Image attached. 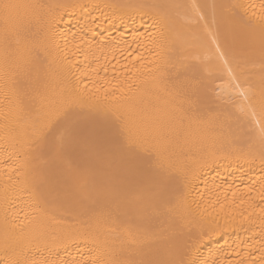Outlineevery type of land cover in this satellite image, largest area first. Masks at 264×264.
<instances>
[{
	"label": "bare ground",
	"instance_id": "6f19581e",
	"mask_svg": "<svg viewBox=\"0 0 264 264\" xmlns=\"http://www.w3.org/2000/svg\"><path fill=\"white\" fill-rule=\"evenodd\" d=\"M0 264H264V0H0Z\"/></svg>",
	"mask_w": 264,
	"mask_h": 264
},
{
	"label": "snow or ice",
	"instance_id": "6c2138e0",
	"mask_svg": "<svg viewBox=\"0 0 264 264\" xmlns=\"http://www.w3.org/2000/svg\"><path fill=\"white\" fill-rule=\"evenodd\" d=\"M8 7H10V6H8V5H5V8H8Z\"/></svg>",
	"mask_w": 264,
	"mask_h": 264
}]
</instances>
